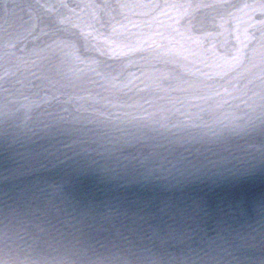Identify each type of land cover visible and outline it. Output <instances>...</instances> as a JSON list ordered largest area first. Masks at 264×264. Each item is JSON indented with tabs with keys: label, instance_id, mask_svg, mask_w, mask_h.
<instances>
[{
	"label": "water",
	"instance_id": "1",
	"mask_svg": "<svg viewBox=\"0 0 264 264\" xmlns=\"http://www.w3.org/2000/svg\"><path fill=\"white\" fill-rule=\"evenodd\" d=\"M0 264H264V0H0Z\"/></svg>",
	"mask_w": 264,
	"mask_h": 264
}]
</instances>
